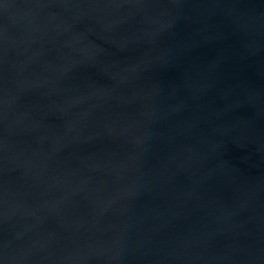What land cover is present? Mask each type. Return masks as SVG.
I'll return each instance as SVG.
<instances>
[{
	"label": "water",
	"instance_id": "water-1",
	"mask_svg": "<svg viewBox=\"0 0 264 264\" xmlns=\"http://www.w3.org/2000/svg\"><path fill=\"white\" fill-rule=\"evenodd\" d=\"M0 264H264V0H0Z\"/></svg>",
	"mask_w": 264,
	"mask_h": 264
}]
</instances>
